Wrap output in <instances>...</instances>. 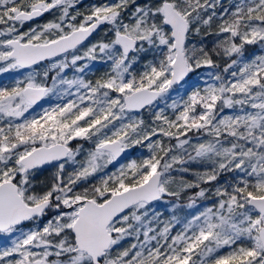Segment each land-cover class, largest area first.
<instances>
[{"label":"snow or ice","instance_id":"1","mask_svg":"<svg viewBox=\"0 0 264 264\" xmlns=\"http://www.w3.org/2000/svg\"><path fill=\"white\" fill-rule=\"evenodd\" d=\"M81 2L0 0V73L28 69L0 87V233H19L0 264H264V54L245 56L264 50V0ZM102 25L110 39L85 47ZM97 60L108 70L85 79ZM201 68L210 82L184 88ZM137 145L148 156L120 164ZM191 189L189 208L215 200L161 220L153 205Z\"/></svg>","mask_w":264,"mask_h":264},{"label":"rangeland","instance_id":"2","mask_svg":"<svg viewBox=\"0 0 264 264\" xmlns=\"http://www.w3.org/2000/svg\"><path fill=\"white\" fill-rule=\"evenodd\" d=\"M106 2H108V0H82L81 4L79 5L78 10L80 12H85L89 8V6H91L93 4H103ZM138 2H143V0H138ZM228 3H229V0L224 2L225 5H227ZM51 19H53V17L51 15H47V17L43 20L37 19V20H34L32 22H28L23 26L22 30L26 31L29 27H34L38 24H43V23H45ZM108 27H109L108 25H105L95 36H93L91 39H89L86 42L85 47H87L91 43H95V42L100 41V40L110 39V35H106ZM237 42H239V41H237ZM249 46H252V45H246L245 46V56L254 57L255 55L264 54V50H262L260 45H253L255 48L254 50H252L253 52H251ZM82 51H83V49H81V52ZM246 52H248V54H246ZM233 58H235V57H233ZM217 62L219 63L220 69L222 70L224 65L226 63H228L229 61L227 58H223V59L217 58ZM83 64H87L88 68L86 69V71L82 75L84 76L85 79H89V80H95V79H97V77L99 78L101 75H103L108 70V65L101 63L99 60H97L95 62L81 61L80 65H83ZM27 71H28V69H20V70H13V71H10L7 73H0V87L11 86L12 84L15 83L16 80L23 79L24 76L27 74ZM210 71L211 70L207 69V68L199 69L197 74L192 75V77L188 80L187 84L184 85V88H187L189 91H191L192 86L204 87V81L210 82L209 76H208V73ZM54 74L55 73H52V75H54ZM75 74H76V71L74 68H69V69L65 70V75L69 79H71ZM48 83L51 84L50 79L48 80ZM183 94H184L183 90H181L179 93H174L173 95L175 96V95H183ZM50 102H55V97L46 98V100L42 103V106H47L48 103H50ZM161 103H163V102H161ZM168 103H171V100H169ZM39 110H40L39 108L36 109V111H39ZM228 111H230V110H228ZM143 116H144L146 121H150V115H149L148 110H145L143 112ZM77 143H83L85 149H89L92 147L90 142H83V141H74L72 143V147H75ZM131 149L133 150V155L129 156L126 160L119 162L120 164H126L129 162L130 159H136L139 161L140 159L148 156V154H149V151L146 147H141L139 145H137ZM79 159L82 160L83 156L79 157ZM118 167H119V164L116 165L115 167L112 165H109V167L106 171L112 172V171H115L116 168H118ZM203 170H204L203 168H197L195 165H193L190 172L184 178L189 180V181L194 180V177L191 173L193 171H203ZM71 171H72V168L69 167L67 169V172H71ZM55 172H56V166L55 165L44 167L37 175V177H38L37 183H39L41 181V179L43 178L44 185H49L51 183L52 176ZM173 175L176 176L177 178H179L177 173H173ZM230 179H231V177L228 176L227 174L222 175L220 180H219V183L223 184L225 182V180H230ZM93 180L99 181V176H97L94 179H90L87 183L81 184L80 187L78 188V190L82 191L84 189V187L90 188L92 186ZM202 187L214 188L215 182L211 185H202ZM196 191H198V189L188 190L187 192L182 193V195L179 199H176L174 197L165 196L162 201L158 202L157 204H154L153 208L155 211H157L161 214V217H160L161 220H168L173 215H175L177 217H185V216H188L190 213L196 214L197 212L202 211L204 207L211 206V204L215 200V197H213V196H211V194H209L208 199L198 200L197 204L194 207L189 208L187 206L188 202H189V197L193 196ZM52 214H54V213H52ZM52 214H49L48 218H42V220H40V221L33 222L31 224L23 226V230L28 231L34 227L42 226L43 223L46 222V219L51 218ZM18 235H19L18 232L13 233V234H5L4 236H2V238L9 236L13 240ZM10 246H11V243L7 244V246L5 245V243L3 241H1V243H0V249H3L5 247H10ZM125 246H127V242L125 243Z\"/></svg>","mask_w":264,"mask_h":264},{"label":"trees","instance_id":"3","mask_svg":"<svg viewBox=\"0 0 264 264\" xmlns=\"http://www.w3.org/2000/svg\"><path fill=\"white\" fill-rule=\"evenodd\" d=\"M217 23H218V21H217ZM212 31L213 32L215 31V23L213 24ZM201 36H204V34L201 33ZM200 39H201V37H194V40L198 41ZM216 39H217V37L215 35H208V36L204 37V44L206 46V50H211L213 48V45H214V42L216 41ZM249 48H250L251 52H253L252 50L255 49L253 45L249 46ZM246 54H248V52H246ZM214 59H217V58L214 57ZM39 183L44 185L43 178L41 179V181ZM96 183H98V180L97 181H94V180L92 181V185L96 184ZM31 223H33V222H30L29 224H31ZM4 235H5L4 233H0V243H1V241H3L5 243V245L7 246V244L12 242V239L9 236H7L5 238H2V236H4Z\"/></svg>","mask_w":264,"mask_h":264},{"label":"bare ground","instance_id":"4","mask_svg":"<svg viewBox=\"0 0 264 264\" xmlns=\"http://www.w3.org/2000/svg\"><path fill=\"white\" fill-rule=\"evenodd\" d=\"M226 1H227V0H224L223 2H226ZM104 26H105V25H103L99 30H97L92 36H94L95 34H97V33H98V32H99ZM92 36H91V37H92ZM191 77H192V76H191ZM191 77H190V78H191ZM190 78H189V79H190ZM189 79H188V80H189ZM42 103H43V102H42ZM130 150H131L130 156H132V155H133V150H132V149H130ZM119 162H122V161H119ZM29 223H30V222H26V223L23 224V226L28 225Z\"/></svg>","mask_w":264,"mask_h":264},{"label":"water","instance_id":"5","mask_svg":"<svg viewBox=\"0 0 264 264\" xmlns=\"http://www.w3.org/2000/svg\"><path fill=\"white\" fill-rule=\"evenodd\" d=\"M223 1H224V0H223ZM102 26H103V25H102ZM102 26H101V27H102ZM101 27H100V28H101ZM100 28H98L97 30H99ZM97 30H96V31H97ZM96 31H95V32H96ZM95 32H94V33H95ZM94 33H93V34H94ZM93 34H92V35H93ZM130 153H131V150H130V149L127 150L126 155H125L122 159H120V161L126 160V159L130 156ZM45 167H48V166H45ZM25 223H26V222H25Z\"/></svg>","mask_w":264,"mask_h":264},{"label":"flooded vegetation","instance_id":"6","mask_svg":"<svg viewBox=\"0 0 264 264\" xmlns=\"http://www.w3.org/2000/svg\"><path fill=\"white\" fill-rule=\"evenodd\" d=\"M47 17V15H45L41 20H43V19H45ZM38 20H40V19H38ZM96 35V34H95ZM94 35V36H95ZM93 37V36H92ZM92 37H90L89 39H91ZM49 217V215L48 216H46V217H44V218H48ZM47 220V219H46Z\"/></svg>","mask_w":264,"mask_h":264}]
</instances>
